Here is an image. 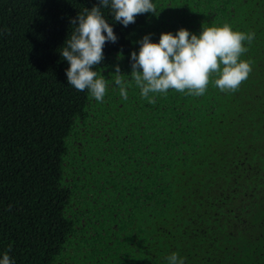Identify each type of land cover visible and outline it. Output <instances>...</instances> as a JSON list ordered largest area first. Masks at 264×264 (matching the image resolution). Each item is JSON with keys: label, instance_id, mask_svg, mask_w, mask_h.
<instances>
[{"label": "trees", "instance_id": "obj_1", "mask_svg": "<svg viewBox=\"0 0 264 264\" xmlns=\"http://www.w3.org/2000/svg\"><path fill=\"white\" fill-rule=\"evenodd\" d=\"M151 2L127 27L102 9L118 40L92 69L107 81L97 102L68 85L59 51L70 20L98 0H0V259L264 264V0ZM225 23L255 32L237 91L221 92L213 74L203 96L141 97L137 41Z\"/></svg>", "mask_w": 264, "mask_h": 264}, {"label": "clouds", "instance_id": "obj_2", "mask_svg": "<svg viewBox=\"0 0 264 264\" xmlns=\"http://www.w3.org/2000/svg\"><path fill=\"white\" fill-rule=\"evenodd\" d=\"M103 8H110L115 22L124 27L135 23L140 14L155 12L151 0H98V5L90 10L83 8L70 20L73 26L78 22V26L59 51L69 64L65 72L67 83L77 91L87 89L97 102L104 100L107 81L92 69L103 61L105 44L118 40L104 18ZM3 33L10 34V29H4ZM151 35L137 41L139 52L131 53V78L140 88L141 97L149 103L155 102L154 95L150 94H167L169 89L203 96L213 74L217 77L213 83L221 92H235L252 72V61L241 59V55L248 51L243 42L250 45L255 32L233 31L225 23L220 27L202 25L199 35L184 28L175 34L161 33L158 43L151 42ZM114 77L119 95L127 100L126 82L118 65ZM0 264H14L8 252L3 254ZM167 264H185V259L172 253L167 257Z\"/></svg>", "mask_w": 264, "mask_h": 264}]
</instances>
